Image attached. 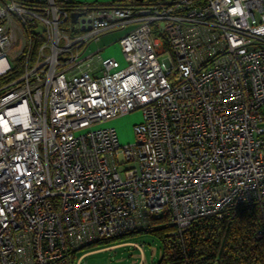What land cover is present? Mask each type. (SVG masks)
<instances>
[{"label": "built area", "instance_id": "1", "mask_svg": "<svg viewBox=\"0 0 264 264\" xmlns=\"http://www.w3.org/2000/svg\"><path fill=\"white\" fill-rule=\"evenodd\" d=\"M127 27L124 67L82 68ZM136 110L133 144L101 127ZM249 206L264 221V0H0V264Z\"/></svg>", "mask_w": 264, "mask_h": 264}, {"label": "trees", "instance_id": "2", "mask_svg": "<svg viewBox=\"0 0 264 264\" xmlns=\"http://www.w3.org/2000/svg\"><path fill=\"white\" fill-rule=\"evenodd\" d=\"M20 73L15 70L3 80L15 79ZM174 231L167 218H161L137 234L151 233L160 238L163 254L158 264H264V221L258 207H243L235 216L223 219H199L182 236H174ZM124 238L127 236L100 241L85 249H98Z\"/></svg>", "mask_w": 264, "mask_h": 264}, {"label": "rangeland", "instance_id": "3", "mask_svg": "<svg viewBox=\"0 0 264 264\" xmlns=\"http://www.w3.org/2000/svg\"><path fill=\"white\" fill-rule=\"evenodd\" d=\"M114 1L117 0H83L79 2L82 4H108ZM117 37L118 34H111L106 36L105 40L101 41L99 44H94L92 50L99 51V49H103L104 47H106L104 46L105 43H109L112 41L110 43V46L102 52L101 57L102 59L114 58L118 62H120L121 67H124L126 65V62L119 41L115 44H112L116 41ZM162 58L163 56H161V59ZM142 121V111L136 110L114 120L108 121L101 127L115 128L118 133L120 143L122 145H127L133 144L135 142L136 136L134 132V126L140 124ZM120 170H122V166H120ZM149 227L150 226H148V228ZM137 233L138 232H134L132 233V235H126L127 238L115 240L107 244H102L97 247V250L96 248H94L95 250L88 248L83 249L81 251H78L77 257L85 252L93 251L85 258V260L83 261L84 264H139L142 261L144 262V264H158L163 254L162 242L160 238L151 233ZM126 243L142 245L143 250L141 252L133 245H123ZM112 246L117 247L106 249Z\"/></svg>", "mask_w": 264, "mask_h": 264}, {"label": "crops", "instance_id": "4", "mask_svg": "<svg viewBox=\"0 0 264 264\" xmlns=\"http://www.w3.org/2000/svg\"><path fill=\"white\" fill-rule=\"evenodd\" d=\"M79 1L81 2L83 0H79ZM79 1L75 0L76 3L82 4ZM127 30H128V27L127 28H119V29H116V30L109 31V32L103 34L97 41H93V42L87 44L82 49V53H81L82 56L86 59V64H84L82 66V68L85 69L87 67V62H88V64H91L90 69L92 71V75L100 76L101 75V70H102V64H101V58L102 57H101V54H102L103 51H105L110 46V43L112 41L109 42V43H105L104 46H106V47H104L103 49H99V51H93L92 50V48L94 47V44H99L101 41L105 40V37L108 36V35L118 34V37H117L116 41L114 43H112V44H115L127 32ZM90 57L92 58V60H88V58H90Z\"/></svg>", "mask_w": 264, "mask_h": 264}, {"label": "water", "instance_id": "5", "mask_svg": "<svg viewBox=\"0 0 264 264\" xmlns=\"http://www.w3.org/2000/svg\"><path fill=\"white\" fill-rule=\"evenodd\" d=\"M79 16L80 14H76V13L72 14V21H76Z\"/></svg>", "mask_w": 264, "mask_h": 264}]
</instances>
